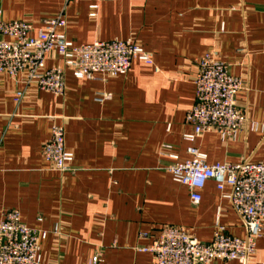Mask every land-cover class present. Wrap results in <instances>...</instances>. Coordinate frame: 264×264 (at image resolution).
I'll return each mask as SVG.
<instances>
[{"label": "crops", "instance_id": "obj_1", "mask_svg": "<svg viewBox=\"0 0 264 264\" xmlns=\"http://www.w3.org/2000/svg\"><path fill=\"white\" fill-rule=\"evenodd\" d=\"M57 17L74 44L131 39L153 64L133 61L124 76L90 80L66 70L60 97L0 76V220L16 210L22 224L47 233L41 264H87L94 256L100 264H155L140 249L165 226L200 243L211 242L216 224L243 239L240 218L214 183L192 204L159 149L169 144L187 158L195 60L214 51L243 81L237 109L263 128L243 127L233 142L206 133L195 146L209 165L264 163V0H0V21L39 27ZM59 65L55 55L46 61ZM53 124L63 128L71 172L52 170L41 156ZM250 264H264V233Z\"/></svg>", "mask_w": 264, "mask_h": 264}, {"label": "built area", "instance_id": "obj_2", "mask_svg": "<svg viewBox=\"0 0 264 264\" xmlns=\"http://www.w3.org/2000/svg\"><path fill=\"white\" fill-rule=\"evenodd\" d=\"M110 1V0H99ZM144 1V0H139ZM91 8L95 9L96 5ZM62 17L45 20L39 27L24 21H0V76L4 75L25 88L55 97L64 94L65 71L75 79L97 76H124L133 61L152 65L151 56L131 39L74 44L66 39ZM55 55L61 65L47 68L46 61ZM194 105L184 121L191 131L183 134L187 144L186 159H180L169 144L161 145L159 155L170 160L166 167L171 180L189 191L192 204L200 201L199 191L212 181L221 199L231 205L246 231L243 239L232 238L216 224L209 243H200L187 231L165 226L150 245L140 249L150 253L155 264H213L235 261L250 264L258 239L264 233V163L242 161L237 164L209 165L206 155L195 142L206 133H215L222 141H235L241 129L262 130L248 122L236 107V95L243 81L231 75L227 65L214 51L195 60ZM23 97L17 92L15 102ZM41 156L58 173L71 172L73 155L64 147L61 125L51 126L50 138L42 146ZM227 189V190H226ZM47 233L28 228L16 210H6L0 220V264H41L40 242ZM94 256L87 264H100Z\"/></svg>", "mask_w": 264, "mask_h": 264}]
</instances>
